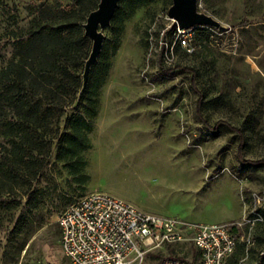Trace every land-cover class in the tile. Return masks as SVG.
<instances>
[{"label":"rangeland","instance_id":"obj_1","mask_svg":"<svg viewBox=\"0 0 264 264\" xmlns=\"http://www.w3.org/2000/svg\"><path fill=\"white\" fill-rule=\"evenodd\" d=\"M40 1L0 0V35L15 12L27 27ZM49 1L80 13L83 3L100 4ZM173 3L121 0V15L99 26L104 82L84 167L59 158L54 145L34 177L29 168L0 171V264H68L58 218L91 191L191 222L242 220L239 234L252 243L240 242L227 264H264V164L239 156L243 141L245 159L264 160V0H197L218 23L198 25L187 45L166 30ZM0 48L5 59L14 50L4 38ZM9 148L0 137V154ZM22 218L30 223L20 232ZM152 257L201 264L190 242L164 244Z\"/></svg>","mask_w":264,"mask_h":264},{"label":"trees","instance_id":"obj_2","mask_svg":"<svg viewBox=\"0 0 264 264\" xmlns=\"http://www.w3.org/2000/svg\"><path fill=\"white\" fill-rule=\"evenodd\" d=\"M95 8L83 3L80 13L77 8L40 1L30 6L32 16L27 27L20 24L17 12L8 15L10 25L0 40L11 42L14 50L5 59L0 48V137L10 144L9 151L0 154L2 174L19 175L29 168L36 176L54 145L58 147V157L69 161L72 167L86 165L83 151L90 146L89 132L98 113L104 82L97 74L104 45L84 81L85 65L93 47L85 24ZM121 9L118 4L112 21L121 15ZM243 144L242 141L239 156L244 164H264L262 159H245ZM29 223L22 218L19 231Z\"/></svg>","mask_w":264,"mask_h":264},{"label":"built area","instance_id":"obj_3","mask_svg":"<svg viewBox=\"0 0 264 264\" xmlns=\"http://www.w3.org/2000/svg\"><path fill=\"white\" fill-rule=\"evenodd\" d=\"M173 24L177 40L188 44L192 27ZM242 220L203 223L145 212L127 200L104 191L84 194L59 215L63 251L68 264H187L179 257L152 259L164 244L190 242L200 251L201 264H227L240 242Z\"/></svg>","mask_w":264,"mask_h":264},{"label":"water","instance_id":"obj_4","mask_svg":"<svg viewBox=\"0 0 264 264\" xmlns=\"http://www.w3.org/2000/svg\"><path fill=\"white\" fill-rule=\"evenodd\" d=\"M119 0H101L99 7L93 10L85 24L86 33L93 38V47L86 62L84 81L86 83L88 72L92 64L97 60L103 46L104 34L99 30L100 25L110 23ZM168 15L174 19L180 27H192L198 25L217 24V20L206 13L197 10V0H174Z\"/></svg>","mask_w":264,"mask_h":264},{"label":"crops","instance_id":"obj_5","mask_svg":"<svg viewBox=\"0 0 264 264\" xmlns=\"http://www.w3.org/2000/svg\"><path fill=\"white\" fill-rule=\"evenodd\" d=\"M233 220V219H232Z\"/></svg>","mask_w":264,"mask_h":264}]
</instances>
